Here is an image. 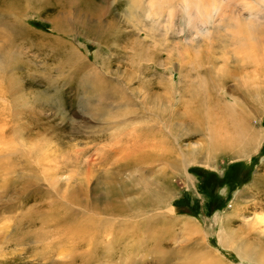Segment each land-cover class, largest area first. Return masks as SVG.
Instances as JSON below:
<instances>
[{
	"label": "rangeland",
	"instance_id": "374dc122",
	"mask_svg": "<svg viewBox=\"0 0 264 264\" xmlns=\"http://www.w3.org/2000/svg\"><path fill=\"white\" fill-rule=\"evenodd\" d=\"M68 1L0 0V264H122L119 254L128 264H260L264 83L252 85L260 71L248 62L240 74L233 50L243 38L252 41L232 32L248 27L263 43L264 20L250 19L248 9L264 8V0H215L233 16L213 14L209 36L200 37L196 31L205 33L207 24L197 17L195 28L186 23L184 0ZM184 48L201 53L189 62ZM213 62L215 75L228 73L211 76L219 82L212 93L203 72ZM189 76L190 92L210 99L193 108L198 117L171 119L170 110L185 112L178 100L189 99ZM99 89L107 98L91 102ZM232 103L235 117L246 113L257 141L241 136L231 148L206 151L207 133L224 126V107ZM97 105L116 116L91 114ZM125 107L136 121L129 126ZM159 118L169 132L150 128ZM130 131L131 138L162 142L143 156L155 158L152 164L119 165ZM182 156L193 161L184 166ZM140 166L146 173L137 182L133 169ZM111 188L126 207L121 213L109 212L120 206ZM93 222L124 225L112 252L89 253ZM238 245L255 260L242 257Z\"/></svg>",
	"mask_w": 264,
	"mask_h": 264
},
{
	"label": "bare ground",
	"instance_id": "6f19581e",
	"mask_svg": "<svg viewBox=\"0 0 264 264\" xmlns=\"http://www.w3.org/2000/svg\"><path fill=\"white\" fill-rule=\"evenodd\" d=\"M90 1L92 2V0H90ZM208 1H210V2H206V5H205L204 0H184V10H185L186 18H187L186 23L188 25H190L191 28H195L196 27L195 26L196 24L194 23V20H195V17H197V18H200L203 22H205L204 24H207V25H205V27L207 28L205 33H202L201 31H196V34H197L198 37L204 36V35H208L209 36V28H208V25H209V23L211 22V20L214 17L213 14L216 15V16H218V18L221 17V19L223 17H225V16L226 17H232L233 16V12H231L230 10H226V9L224 10V9H222L220 7V5L217 4V2H215V0H208ZM66 2H69V1L66 0ZM94 5H96V4H94ZM97 8L98 7L96 6L94 8V11H95V14L96 15H99L100 12H96ZM248 10L250 12V15H249L250 16V19H255L257 21L258 20H264V8H261V7L256 8V9L249 8ZM168 13L171 14L170 11ZM243 28H244V26H240L239 25V27L237 28L238 30L236 32H232V34L234 35L235 38H236V36L239 37L240 35H243V36L245 35L246 37H248L252 41L251 43L248 42V41L242 42L244 40V38H243L242 41L240 40L238 43L236 42L237 49L236 50L234 49L233 51H235V55H236V58L238 60L235 63L237 64L238 62H240L238 64H240L242 66V71H241V73L240 72L239 73L242 75L243 68H245L243 66H246V64L245 65H242L243 62H248L249 65H252L253 68L251 66L250 67H251L252 70L255 71V73L257 71L258 72L260 71V73H264V50L262 48L263 45H264V42L262 43V41H259L258 35L251 34V32L249 31V28L248 27L245 28V29H243ZM191 36H192V34H191ZM263 39L264 38H262V40ZM208 40H210L209 37H208ZM194 41H195V38L189 40L190 47L191 46H194L193 45ZM208 47H210V49H213L212 48L213 47V43L210 42L209 45H208ZM191 52L192 51H190L188 48H184V52L183 53L186 55V58L188 57L189 62H192L194 60L195 55L197 53H201L200 51H197L196 53H193V54ZM228 60H229V58L228 57H225L224 64L226 66H227L226 63L228 62ZM186 63H188V62H186ZM214 63L215 62L212 63L213 65H211V67L209 69H207L205 72H203L204 75H205V77L207 76V78H208L207 80L212 81V85L210 83H207L206 84L208 86V92L211 91L212 93H213V90L216 87V85L219 84V82L218 83L217 82H213L214 81V77H211V76H214L215 75V73H213L214 70L216 69V66L214 65ZM179 65H181L180 66V68H181L182 67V64H179ZM200 65H198V66H200ZM240 65H236V68H234V66H235L234 65L231 68L230 72L231 71L232 72L235 71V69L237 70V69L241 68ZM251 69H250V72H251ZM227 73H228V70H224L221 74H219V75L217 74L215 76H220V78H222L223 76H225L224 74L227 75ZM260 73L259 74L256 73V75L254 76V79L251 80L252 85L257 86V88L260 87V84L264 83V81H263L264 80V75L263 74H260ZM248 74H249V76L251 75V73H248ZM261 75H263V76H261ZM98 76H99V73L97 71L93 73V77H94L92 79V86L93 87L99 86V85H96V82H99L100 81V78ZM181 79H182V77L179 78L180 81H181ZM188 79H189L188 80V88L189 89H187V91L189 93L190 90L193 89V87H194L193 83H195V82H192V81L195 80V78L191 80V78L189 76ZM196 79H197V77H196ZM171 80H172V83H173L171 90L174 92V90L176 88V85H175L176 83L174 82V80L172 79V77H171ZM169 82H170V77H169ZM242 82H243V80H242ZM199 83L200 84H199L198 87H201L202 86L201 83H204V80L200 81ZM169 85H170V83H169ZM206 85L204 86L205 88H206ZM247 89H250V88H247ZM94 93H95V98L94 99H90L91 102L93 100H97L98 101L101 98H107V94L104 93V91L102 89H99L98 91H96ZM122 95H123L122 96V99H123V97L128 98L126 96V91H124V92L122 91ZM199 95L200 96H203V93L200 92V94H196V93H194V90H192L190 92V95H189V99L188 100L181 99V97H180V99L178 100V105L182 106L185 109V112H182V111H175L174 112L173 110H170L171 111V114H169V117L171 119H173V118H182L184 116H191L192 118L198 117L199 116L198 113L193 108L196 107L199 103H202V105H201V110H202L203 103L208 102V99H210V96L205 95L206 97H204L202 99V101H201L198 98ZM214 99H216V98L214 97ZM172 100L173 99H171V103L174 105V103H173ZM168 104H169V102H168ZM236 106H237V104H236ZM236 106H234V104L232 103V106L230 105V106H227V107L225 106L224 107L225 108L224 111H225V113H227L226 114V120L224 121V126L222 128L216 129V131L214 129L209 130V133H207V137H206L207 138V143L205 145L206 151H209L211 148L212 149H215V150H217V149H228V148H231L233 145H235L239 141V139L241 138V136H243V138L251 139L249 141H252V142L253 141H257L256 140V138H257V132L255 133V131L250 128V126L248 125V123H245L246 122V119H245L246 118V115H245L246 113H243V112H240L239 111V114H237V117H235L233 115L234 114L233 110H234V107H236ZM239 108H236V109H239ZM90 113L91 114L93 113V115H98V116H102V114H103L104 117L105 116L106 117L116 116L115 114H111V113H106L105 114L104 108L102 106H98V105L96 107L92 108L90 110ZM130 113L131 112L129 111L128 107H125L124 108V115H123V125L129 126L130 124H133V123L136 122L135 121V117L130 116L129 115ZM132 114H134V113H132ZM104 117L102 119H104ZM158 120H160V122H159V125L160 126L158 125V122L156 121L155 122L156 125H153L150 128H153V130L154 129H161V130H163L166 133L169 132L168 130H166V129H169V128L166 126L165 121L163 122V120L161 118H159ZM107 122L109 123L108 120H107ZM174 125L179 126V125H182V123L181 122H176V123H174ZM131 128H134V127H131ZM150 131H152V130H150ZM132 132H133V130H132ZM152 136H154V135H152ZM152 136H150V137L147 138V137H143V136L140 135V136H135V137L131 138V131H130V133H127L126 134V138L124 140V144L122 145L123 154L121 155V158H120V163H123V164H119V165H123V169L124 168L126 169V168H128L130 166L133 167L134 164H137V163H140V162H142L144 164H147V165L150 164V163L152 164V162L155 160V158L152 159V160H148V158H147L148 156H147L146 157L147 160H145L146 158L143 160V156L145 154H148L149 155V152H150V154H153L151 152H154L157 149V147H160V145L162 144V142H158V141L154 140V138ZM248 145H249V143H248ZM251 146H252V144H251ZM119 150H120V148L119 149H116L115 152L119 153ZM114 155H115V153H114ZM118 157H120V155ZM133 157H135L134 158V161H133ZM158 159H165V158L158 157ZM192 159H194V157ZM190 161H193V160H191V159L188 160L187 158H185L184 156H182V162H183L184 166H186L188 163H190ZM142 163H141V165H142ZM166 163L168 165L169 164L172 165L168 161ZM176 165L177 166L174 167L175 170L177 169V172H180V165H178V164H176ZM135 166L137 167L138 165H135ZM133 170L139 172V175H137L139 177L137 178L136 181L137 182H140L141 181L140 179H142V176H144L145 173H146L145 170H144V167H141L140 166L138 169H133ZM111 185L112 186H119V185L115 184L114 182H112ZM262 187H264V186H262ZM111 190H113V193L115 192V195L117 196V199H118V200H116V202H118L120 206H113V207L109 208V212L111 214L121 213L120 207L124 208V210L126 209V207L121 203L120 198H119V195L116 193V190L114 188H111ZM100 206L97 207V208H94V209L99 212ZM237 213H239V212H237ZM118 216H121V215L119 214ZM134 221H137V220H134ZM103 223L94 224V222H93L94 226H93V224L92 225L90 224V226H91L90 238L88 237L86 239V243L89 246V253L90 252H94L96 249L101 250V252H103V251L112 252L113 251L112 249L115 248V247L112 248L113 247V244L114 243L116 244V242H114V241H118L117 242L118 244H120L122 242V241L119 242L118 239H120V236L124 235L122 233V230L124 229L123 228L124 225L120 226L119 229L117 228L115 230L114 226H112V225L111 226H105ZM135 226L136 225H134V227H132V228H135ZM119 230H121V232H119ZM115 231H118L117 233H120V235H118V237L115 236L116 234L114 235V232ZM126 231L127 232L129 231L130 232V228L127 229ZM133 231H135V230H133ZM124 233H126V232H124ZM129 237H131V235ZM225 245L226 246L229 245L226 240H225ZM232 245L233 244H231L229 246H232ZM243 246H246V245H242V247ZM238 248L239 249H237V248L236 249H237V251L239 252V254L242 257H245V258L251 259V260L252 259L255 260L254 258L256 256L253 253H251L252 251L249 252L248 250H243V249H241L240 246ZM116 250H118V249H116ZM127 250H128V248H127ZM128 252H129V250H128ZM124 253H125V251H124ZM110 254H112V253H110ZM113 255H116V254H112L110 257H113ZM123 255L122 254H119L118 257H116V258L117 259L118 258H120V259L123 258L124 261L122 262V264H128V258L125 257V256H123ZM107 257H109V255ZM261 258H260L261 260H258L257 263L259 262L260 264H264V259H263V257H261ZM108 259H110V258H108ZM211 260L214 261L213 259H211ZM216 260H217V257H216ZM109 261H111V260H109ZM103 262H105V261H103Z\"/></svg>",
	"mask_w": 264,
	"mask_h": 264
}]
</instances>
